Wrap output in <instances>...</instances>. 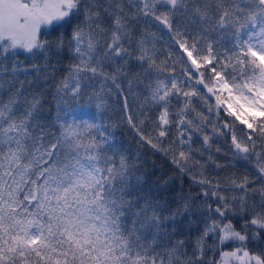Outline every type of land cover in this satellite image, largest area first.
<instances>
[{
  "label": "snow or ice",
  "instance_id": "snow-or-ice-1",
  "mask_svg": "<svg viewBox=\"0 0 264 264\" xmlns=\"http://www.w3.org/2000/svg\"><path fill=\"white\" fill-rule=\"evenodd\" d=\"M118 125L188 190L141 195ZM261 238L264 0H0V264H264Z\"/></svg>",
  "mask_w": 264,
  "mask_h": 264
},
{
  "label": "trees",
  "instance_id": "trees-1",
  "mask_svg": "<svg viewBox=\"0 0 264 264\" xmlns=\"http://www.w3.org/2000/svg\"><path fill=\"white\" fill-rule=\"evenodd\" d=\"M54 37H49L52 39ZM161 48L164 47V40L158 42ZM21 59H24L22 56ZM27 64L28 61L25 60ZM36 73L32 72L30 78L36 77ZM43 72L40 73V78L36 79L32 87L37 91L47 90L45 95V112L48 111L50 103L53 104L52 111L54 113L55 107L52 101L51 90L49 85L51 81L46 83L43 79ZM23 78V77H21ZM129 103L134 104V101L130 98ZM135 106V104H134ZM93 112L94 106L88 108ZM114 120L118 117H113ZM114 134L117 147L123 151L130 159V161L136 162V173L141 179V195H147L150 197L158 198L160 200L171 201L177 196L180 190L183 188L188 190L189 180L187 176L180 177V175L174 170L173 166L161 153L153 152L147 146H141L138 143V138L124 125H118L111 129ZM213 153L215 155V146L213 147ZM227 158L221 157L220 162L226 163ZM235 170L237 172H243L244 169L237 164ZM226 174L225 171L221 172V175ZM167 181V183H165ZM178 227H185L180 224ZM252 251L264 250V238L259 241H252L249 245Z\"/></svg>",
  "mask_w": 264,
  "mask_h": 264
},
{
  "label": "rangeland",
  "instance_id": "rangeland-1",
  "mask_svg": "<svg viewBox=\"0 0 264 264\" xmlns=\"http://www.w3.org/2000/svg\"><path fill=\"white\" fill-rule=\"evenodd\" d=\"M85 112H91L88 108L83 109Z\"/></svg>",
  "mask_w": 264,
  "mask_h": 264
}]
</instances>
